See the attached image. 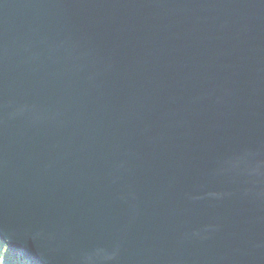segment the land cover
<instances>
[{"label": "water", "instance_id": "water-1", "mask_svg": "<svg viewBox=\"0 0 264 264\" xmlns=\"http://www.w3.org/2000/svg\"><path fill=\"white\" fill-rule=\"evenodd\" d=\"M0 241L264 264V0H0Z\"/></svg>", "mask_w": 264, "mask_h": 264}, {"label": "rangeland", "instance_id": "rangeland-1", "mask_svg": "<svg viewBox=\"0 0 264 264\" xmlns=\"http://www.w3.org/2000/svg\"><path fill=\"white\" fill-rule=\"evenodd\" d=\"M0 264H30L21 259L20 255L11 253L0 241Z\"/></svg>", "mask_w": 264, "mask_h": 264}, {"label": "trees", "instance_id": "trees-1", "mask_svg": "<svg viewBox=\"0 0 264 264\" xmlns=\"http://www.w3.org/2000/svg\"><path fill=\"white\" fill-rule=\"evenodd\" d=\"M4 245V244H3ZM5 246V245H4Z\"/></svg>", "mask_w": 264, "mask_h": 264}]
</instances>
